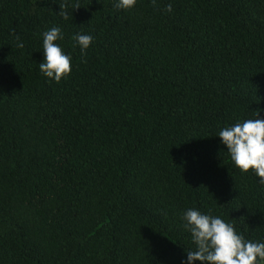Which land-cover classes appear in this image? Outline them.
Listing matches in <instances>:
<instances>
[{
	"label": "trees",
	"instance_id": "1",
	"mask_svg": "<svg viewBox=\"0 0 264 264\" xmlns=\"http://www.w3.org/2000/svg\"><path fill=\"white\" fill-rule=\"evenodd\" d=\"M64 2L0 0V264H185L189 208L264 243V185L217 136L264 119V0Z\"/></svg>",
	"mask_w": 264,
	"mask_h": 264
},
{
	"label": "clouds",
	"instance_id": "2",
	"mask_svg": "<svg viewBox=\"0 0 264 264\" xmlns=\"http://www.w3.org/2000/svg\"><path fill=\"white\" fill-rule=\"evenodd\" d=\"M151 3L154 8L158 7L157 0H151ZM135 4L136 0H118L114 7L127 10ZM72 7L78 9L80 5L77 3ZM68 8L67 0L60 4L58 15L65 20L69 17ZM164 11L171 12L172 5L168 4ZM12 35L17 41L16 47L23 48L19 35L15 31ZM62 39L59 27H52L43 33L44 60L39 64L40 72L57 83L72 71L71 56L66 55L56 43ZM73 39L81 48V56H85V50L92 43V36L78 33ZM260 111H255L254 119L222 128L217 136L227 146V153L234 165L242 173L254 171L260 178V184L264 185V119L257 118ZM181 219L184 221L183 227L190 232L192 242L196 245L195 250L186 251L185 264H193L194 261H200L201 264H257L258 258L264 261V243L246 240L231 223L219 216L202 214L196 208H189L182 213Z\"/></svg>",
	"mask_w": 264,
	"mask_h": 264
}]
</instances>
